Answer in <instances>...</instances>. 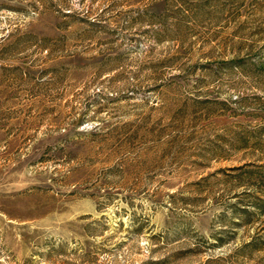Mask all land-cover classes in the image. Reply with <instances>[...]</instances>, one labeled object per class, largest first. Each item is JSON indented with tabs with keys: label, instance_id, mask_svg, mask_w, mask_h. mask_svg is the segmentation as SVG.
<instances>
[{
	"label": "rangeland",
	"instance_id": "obj_1",
	"mask_svg": "<svg viewBox=\"0 0 264 264\" xmlns=\"http://www.w3.org/2000/svg\"><path fill=\"white\" fill-rule=\"evenodd\" d=\"M0 264H264V0H0Z\"/></svg>",
	"mask_w": 264,
	"mask_h": 264
}]
</instances>
